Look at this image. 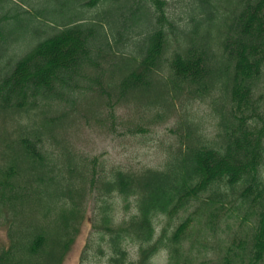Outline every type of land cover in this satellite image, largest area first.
<instances>
[{
  "label": "trees",
  "instance_id": "trees-1",
  "mask_svg": "<svg viewBox=\"0 0 264 264\" xmlns=\"http://www.w3.org/2000/svg\"><path fill=\"white\" fill-rule=\"evenodd\" d=\"M167 2L0 0V226L9 241L0 264H62L88 180L104 204L98 220L114 263L124 262L129 238L138 264H148L163 246L157 218L191 205L193 215L164 236L169 264H191L181 246L194 217L212 227L227 206L253 216L244 251L264 262V0H188L183 18ZM204 98L216 135L181 114L178 147L160 169L90 168L73 146L83 122L115 131L119 119L138 135ZM113 195L133 202L119 224L106 204ZM235 248L232 239L227 255L236 258Z\"/></svg>",
  "mask_w": 264,
  "mask_h": 264
},
{
  "label": "rangeland",
  "instance_id": "rangeland-1",
  "mask_svg": "<svg viewBox=\"0 0 264 264\" xmlns=\"http://www.w3.org/2000/svg\"><path fill=\"white\" fill-rule=\"evenodd\" d=\"M188 7V0H168L166 11L176 18H183V13ZM27 42L28 38H23L17 45L25 49ZM129 111L130 106L124 105L118 113L127 118ZM185 112L190 113L197 122H200L204 134L209 139L216 135L217 122L214 110L210 100L204 98L194 100L186 106L177 105L170 119L147 125L146 133L138 135L125 133L119 119L116 122L115 131L108 125L93 123L91 126L83 122L71 132L73 146L76 152L89 162L90 168L96 163L103 164L106 169L110 167H120L125 170H136L142 167L160 169L168 152L178 147V139L182 136V132L178 130L177 122L179 116ZM94 186L95 184L88 180L83 204V219L74 243L62 264H117L111 259L109 233L101 228L98 220L100 208L104 204L100 200L96 201ZM106 204L112 209L114 224L127 220L134 212L132 200H124L117 195L107 198ZM127 205L128 209H126ZM193 211L194 205H191L172 219L166 216L157 218L155 240L159 239L160 234L165 230V235L161 237L163 246H159L148 264H169L170 248L164 236H170L183 219L193 215ZM217 216L213 220L215 224L212 227L206 225L205 220L201 223L197 216L194 217L181 246V251L188 256L191 264H264V262H252L250 250L244 251L250 242L253 216H245L244 211L236 206H227V209L219 211ZM232 239H235L236 245L239 246V249L235 248V253L238 255L236 258L227 255L226 249ZM8 242L7 228L1 225L0 247L6 248ZM122 243L127 255L124 262L120 264H138V242L123 238ZM231 245L234 243L232 242Z\"/></svg>",
  "mask_w": 264,
  "mask_h": 264
},
{
  "label": "bare ground",
  "instance_id": "bare-ground-1",
  "mask_svg": "<svg viewBox=\"0 0 264 264\" xmlns=\"http://www.w3.org/2000/svg\"><path fill=\"white\" fill-rule=\"evenodd\" d=\"M251 93V92H250ZM253 94V93H252Z\"/></svg>",
  "mask_w": 264,
  "mask_h": 264
}]
</instances>
